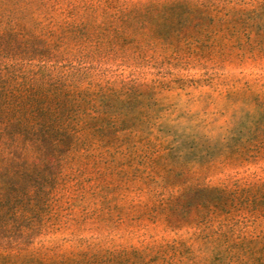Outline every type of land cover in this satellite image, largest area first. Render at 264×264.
Listing matches in <instances>:
<instances>
[{"label": "trees", "instance_id": "trees-1", "mask_svg": "<svg viewBox=\"0 0 264 264\" xmlns=\"http://www.w3.org/2000/svg\"><path fill=\"white\" fill-rule=\"evenodd\" d=\"M183 43L191 55L264 65V0H0V264H144L81 235L130 195L138 217L195 225L217 264H264V178L201 182L264 159V82L230 90L241 107L213 137L161 122V81L102 68L159 48L182 58ZM90 168L97 187H112L92 210L80 177ZM183 247L191 253L171 249Z\"/></svg>", "mask_w": 264, "mask_h": 264}, {"label": "rangeland", "instance_id": "rangeland-1", "mask_svg": "<svg viewBox=\"0 0 264 264\" xmlns=\"http://www.w3.org/2000/svg\"><path fill=\"white\" fill-rule=\"evenodd\" d=\"M181 47L182 58L172 49L165 51L159 48L154 52L150 50L130 63H125L119 58L106 60L102 68L106 71L107 77L114 80L138 79L150 85L161 81L162 84L157 88L158 101L165 109L161 122L197 127L202 132L217 137L225 133L233 121L234 114L241 107L240 102L230 98V90L241 89L244 80L255 82L261 79V82H264V65L256 64L252 60L245 65H239L235 61L210 55L199 57L191 55L186 44L183 43ZM131 48L132 46H129V49ZM198 51H202L201 48H198ZM160 168L166 173L170 172L167 169L169 167ZM193 169L202 173L199 165ZM70 172L71 169H67V173ZM72 174L80 175L77 172ZM96 176V170L93 168L80 175L84 180L83 185L87 190L91 210L97 206L94 202L100 203L95 195L96 191L102 187L105 194L112 191V187H106L107 184H100L97 187L99 180ZM260 177L264 178V159L256 163L217 169L201 182L218 184L228 179ZM58 190L59 195L65 193L62 185ZM133 197L134 195H130L118 203L125 207L116 208L112 214L110 213L112 218L108 225L101 229L86 227L81 233L82 237L96 243L101 254L108 256L112 251L116 253L125 251L126 257L134 263L217 264L214 259L215 253L204 248L203 242L197 239L199 229L195 225L181 222L169 226L163 219L155 220L149 215L138 217L127 208ZM120 215L123 217L120 218ZM52 237L57 239L62 237V234L47 236L48 239ZM177 242L190 246L191 253H187L186 247L179 249L183 250L181 253L179 250L175 252L171 249ZM77 244L75 241H66L64 247L70 250L76 248Z\"/></svg>", "mask_w": 264, "mask_h": 264}]
</instances>
